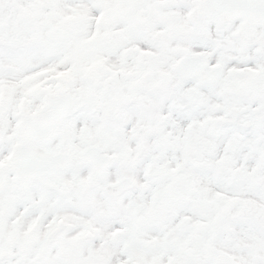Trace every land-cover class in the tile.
<instances>
[{"label":"snow or ice","instance_id":"obj_1","mask_svg":"<svg viewBox=\"0 0 264 264\" xmlns=\"http://www.w3.org/2000/svg\"><path fill=\"white\" fill-rule=\"evenodd\" d=\"M0 264H264V0H0Z\"/></svg>","mask_w":264,"mask_h":264}]
</instances>
